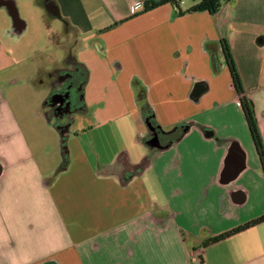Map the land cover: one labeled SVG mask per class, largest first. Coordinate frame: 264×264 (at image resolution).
I'll list each match as a JSON object with an SVG mask.
<instances>
[{
  "label": "crops",
  "instance_id": "0c3cea01",
  "mask_svg": "<svg viewBox=\"0 0 264 264\" xmlns=\"http://www.w3.org/2000/svg\"><path fill=\"white\" fill-rule=\"evenodd\" d=\"M145 1L0 0V71L21 54L18 47L6 51L2 40L24 38L39 57L36 85L49 91L52 74L68 59L85 69L76 112L86 122L74 137L117 122L137 127L141 155L134 159L121 142L120 157L99 165L105 176L123 186L144 176L146 143L139 141L148 128L142 104L152 108L163 131L187 124L177 141L154 150L147 165L165 199L155 214L82 241L65 228L37 156L26 148L25 160L35 171L27 175L21 153L12 150L0 174V264H264V222L202 246L208 237L264 214V176L220 48L227 40L264 140V0H228L215 14H178L171 4L134 9ZM194 3L182 1L179 8ZM197 82L204 89L196 96ZM7 116L16 122L13 114ZM14 129L10 138L21 137L17 124ZM234 144L239 149L228 156ZM83 161L86 169L88 159ZM79 164L75 170L81 175ZM241 165L232 181L222 183L226 166L234 172ZM18 172L27 179L18 180ZM183 234L190 237L189 247ZM223 243L228 250L222 255L207 254Z\"/></svg>",
  "mask_w": 264,
  "mask_h": 264
},
{
  "label": "rangeland",
  "instance_id": "374dc122",
  "mask_svg": "<svg viewBox=\"0 0 264 264\" xmlns=\"http://www.w3.org/2000/svg\"><path fill=\"white\" fill-rule=\"evenodd\" d=\"M1 28L3 23L0 21ZM1 45L6 51L10 46L18 47L21 54L14 64L0 71V163L2 164V160L9 163L13 157L12 150L18 151L21 153V167L27 168V175H35L24 154L26 148L32 150L38 158L40 175L47 182V190L55 201L56 210L75 241L87 239L92 234L123 224L129 219L155 214L156 207L165 201L153 170L147 167L156 149L144 144V164L147 169L142 178L135 179L126 186L121 185L114 176H105L98 169L100 164L109 165L120 157L122 144L133 153L134 159L141 155V143L137 145L135 141L137 127L131 123L117 122L102 126L91 135L86 133L74 137L73 134H79V127L86 121L72 110L71 117L77 121L70 123L64 133L60 132L56 127V119L47 114L49 109L44 102L48 95L47 88L34 83V70L39 57L35 56L33 45L24 38L17 40L8 37L2 40ZM82 97L83 91L81 100ZM8 113L13 114L15 123L12 124L13 120L7 116ZM16 124L22 132L21 137L10 138L9 130L16 133ZM145 140L146 138L139 142ZM68 156L70 166H65ZM83 158L88 159L86 169L82 165ZM79 163L84 169L81 175L75 170ZM46 168L51 170L46 171ZM13 174L11 173L12 177ZM86 176L91 180L83 179ZM16 178L27 179L23 172ZM182 238L189 247L190 237L183 234ZM223 244V247L213 245L207 248V254L222 255L228 250L227 243Z\"/></svg>",
  "mask_w": 264,
  "mask_h": 264
},
{
  "label": "trees",
  "instance_id": "16d2710c",
  "mask_svg": "<svg viewBox=\"0 0 264 264\" xmlns=\"http://www.w3.org/2000/svg\"><path fill=\"white\" fill-rule=\"evenodd\" d=\"M182 1L183 0H148L142 4V10L147 11V10L159 7L161 5H164V4H171L175 7L178 14L192 13V12H197V11H206L209 14H215L218 12L221 5L224 2H227L228 0H195V3L191 5L190 7H188L185 11H182L179 8V4ZM220 48L224 56V60L226 62L228 71L230 73L232 83L234 85L236 93L239 96L240 107L242 109L245 121L248 126V130L250 132V136L252 138L254 147L256 149V152H257V155L260 161L262 175L264 176V140L261 137V134L258 129L256 115L254 111V104L252 100L246 95L245 90L241 84L240 77H239L237 68L235 66L232 53H231V49H230V46L227 40L222 39L220 41ZM203 89H204V84L202 82L195 83L193 91H192V95L197 96L203 91ZM140 110H141L142 116L144 117V120H146L150 125L157 127L162 132L164 141L161 144L162 145L161 149L167 147L172 142L177 141L187 129V124H182V125H177L170 130L163 131L159 128L158 123L156 122L154 118L153 110L148 104L146 103L142 104ZM202 128L205 129V127H202ZM62 152H63V155L65 156L66 152H65L63 144H62ZM262 222H264V214L257 216L253 219H250L249 221L241 225H238L236 227H233L227 231H224L220 234L208 237L206 240L202 242V246H207L212 243H216L222 239L230 237L240 231L248 229Z\"/></svg>",
  "mask_w": 264,
  "mask_h": 264
},
{
  "label": "flooded vegetation",
  "instance_id": "af4514ba",
  "mask_svg": "<svg viewBox=\"0 0 264 264\" xmlns=\"http://www.w3.org/2000/svg\"><path fill=\"white\" fill-rule=\"evenodd\" d=\"M52 76V83L44 102L49 109L47 114L56 119V127L64 133L72 121V110L77 111L81 103L86 71L72 59H68L66 67L57 69ZM156 129L159 143L162 144L163 134L158 128Z\"/></svg>",
  "mask_w": 264,
  "mask_h": 264
},
{
  "label": "water",
  "instance_id": "95a60500",
  "mask_svg": "<svg viewBox=\"0 0 264 264\" xmlns=\"http://www.w3.org/2000/svg\"><path fill=\"white\" fill-rule=\"evenodd\" d=\"M145 123L149 131V136H147L145 143L150 148L161 149L162 145L159 143V140H158L157 129H156L157 127L150 125L146 120H145ZM179 125H182V124H179ZM234 149L236 150L239 149L237 144L230 146L228 156L235 154L233 152ZM243 168H244V165H241L237 170H235L234 172H231V170H228L226 166L224 173L222 174V178H221L222 183H228L232 181ZM1 172H2V164L0 163V174Z\"/></svg>",
  "mask_w": 264,
  "mask_h": 264
},
{
  "label": "built area",
  "instance_id": "2783aa9c",
  "mask_svg": "<svg viewBox=\"0 0 264 264\" xmlns=\"http://www.w3.org/2000/svg\"><path fill=\"white\" fill-rule=\"evenodd\" d=\"M141 6H142V4L138 2V3L134 4V9L135 10L140 9Z\"/></svg>",
  "mask_w": 264,
  "mask_h": 264
}]
</instances>
